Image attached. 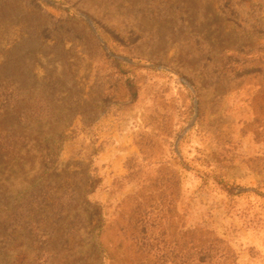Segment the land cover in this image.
<instances>
[{"label":"rangeland","instance_id":"rangeland-1","mask_svg":"<svg viewBox=\"0 0 264 264\" xmlns=\"http://www.w3.org/2000/svg\"><path fill=\"white\" fill-rule=\"evenodd\" d=\"M0 264H264V0H0Z\"/></svg>","mask_w":264,"mask_h":264}]
</instances>
